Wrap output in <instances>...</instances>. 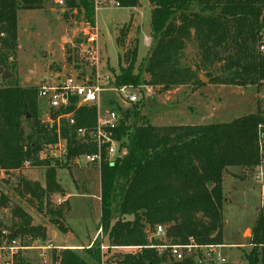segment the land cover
I'll list each match as a JSON object with an SVG mask.
<instances>
[{
  "label": "trees",
  "instance_id": "16d2710c",
  "mask_svg": "<svg viewBox=\"0 0 264 264\" xmlns=\"http://www.w3.org/2000/svg\"><path fill=\"white\" fill-rule=\"evenodd\" d=\"M114 1L119 7L131 9L139 2ZM148 1L152 5L151 48L135 73L138 47L126 50V66H120V73L114 76L116 86L143 82L167 91L182 85H201L196 71L181 65L190 39L197 43L203 67L220 64V74L206 75L211 83L242 87L264 83V53L257 49L264 36V0ZM43 4L44 0H0V68L8 67L17 49V12L42 9ZM65 6L93 25L94 0H66ZM2 81L5 84L0 86V167L6 171L20 170L27 160L31 166H45L43 185L20 175L15 190L20 198L35 203L38 210L44 208L50 222L66 232L63 220L69 211L68 202L55 206L50 203L52 194L65 195L56 180V170L72 166L75 155L96 151L93 143L75 135V129H91L95 125L96 109L81 106L74 110V125L62 128V135L68 140L66 160L51 163L48 158H38L41 146L54 142L56 133L54 126L40 119L42 108L36 87L21 86L11 78ZM139 103L121 111L122 119L114 132L126 148L125 154L98 167L100 228L106 251H101L102 241L96 239L80 252L60 250L57 264H101L108 253L109 259H117L116 264H193L192 257L199 249H193L191 257L174 261L166 253L158 255L148 247L158 243L151 239L156 226H164L170 243L221 244L223 175L229 167L253 170L264 164V108L260 105L255 113L229 122L155 126L140 117ZM9 199V193L1 194L0 206L6 207ZM11 217V226L19 233L46 238L44 227L33 225L31 215L21 206L12 208ZM249 243L250 250L244 254L246 263L264 264V202L251 227ZM120 247L134 251H121Z\"/></svg>",
  "mask_w": 264,
  "mask_h": 264
},
{
  "label": "rangeland",
  "instance_id": "374dc122",
  "mask_svg": "<svg viewBox=\"0 0 264 264\" xmlns=\"http://www.w3.org/2000/svg\"><path fill=\"white\" fill-rule=\"evenodd\" d=\"M111 1L114 0H97L92 26L78 18L75 10L69 11L65 6L66 0H63L62 5L55 3L54 0H44L43 8L37 10L20 9L17 12V49L10 57L8 67H5L10 73L9 78L24 87H38L43 82L52 83L63 75L80 76L84 80L88 79L89 82L98 74H110L114 77L120 73V66H126L124 60L126 50H131L137 45V60L133 68L135 73L138 64L148 55L151 48L152 5L148 0H139L138 5L131 9L115 6ZM92 32H96L97 36L93 43H89L86 37ZM181 65L194 69L202 84L182 85L167 91L148 86L143 82L136 86L132 85V91L140 101L138 105L140 117L152 125L223 123L242 115L255 113L258 105L264 108V83L260 86L245 87L211 83L206 75L220 74V64L203 67L200 64L199 49L194 39L186 42ZM144 77L148 76L144 75ZM2 78L0 72V86L5 84ZM116 96L118 97V94L113 91L102 93L101 106L118 104ZM133 104L120 103L129 110ZM45 112L43 106L40 115L42 122L45 120ZM261 146L264 155V141L261 142ZM261 171L262 176L257 178L260 166L253 170L240 167L228 168L222 182L225 197L222 210L224 222L222 243L218 244L212 256L206 255L205 250L195 253L192 257L193 264H247L244 254L250 250L251 227L264 202L261 190L264 185V168ZM44 172L43 165H29L18 171L8 170L5 178L0 179L2 181L0 194L10 195L7 206H3L4 225L12 227L14 221L11 211L15 205H18L31 215L33 225H42L44 230L47 229L46 236L57 246L69 247L68 249L80 252L92 244L88 245L94 235V241L99 239L106 246L100 228L98 166L72 164L70 167H58L56 170V180L62 181L64 186L66 181H70L68 186L74 191L73 193L89 194V197L71 196V216L67 219L65 218L67 214L64 213L63 223L67 225L69 222L68 225L70 224L75 230L74 237L67 231L61 232L50 222L44 208L38 210L35 203L28 198H20L15 190V183L20 175L43 185ZM57 196L64 195L54 193L50 196V203L54 206L59 204L56 202ZM52 231L55 234L51 235ZM21 235L25 234L21 233ZM165 238L170 242L167 237ZM104 251L106 249H103ZM121 251H134V248ZM185 254L189 257L191 251L186 250ZM107 255L110 256L109 253L106 254L101 264L117 263V259L113 257L109 259Z\"/></svg>",
  "mask_w": 264,
  "mask_h": 264
},
{
  "label": "built area",
  "instance_id": "2783aa9c",
  "mask_svg": "<svg viewBox=\"0 0 264 264\" xmlns=\"http://www.w3.org/2000/svg\"><path fill=\"white\" fill-rule=\"evenodd\" d=\"M54 2L59 5L63 4V0H54ZM111 3L118 6L115 1H111ZM94 5V8H96L97 0H94ZM262 11H264V6ZM90 28L93 29V27ZM96 32L89 33L86 41L93 43L97 36ZM257 49L259 52L264 53V36L261 38ZM36 89L40 106L41 108L45 106L46 109L44 123L50 127L54 126L56 133L54 142L41 146L38 153L39 159L48 158L52 162H65L68 152V140L66 136L62 135V128L74 125V110L81 106L95 107L96 123L91 129L83 127L75 129V135L77 139L86 143H93L96 151L75 155L72 159L73 165L94 164L99 167L102 162L112 163L125 154L126 148L121 146V141L115 138L114 132L122 119L121 111L125 110V107L121 106L120 103L129 105L139 101L132 91V85L116 86L114 77L110 74H98L91 82L88 79H82L80 76L63 75L58 79L56 78V81L52 83H41ZM106 91H113L118 94V97L116 96L118 104L101 106V95ZM70 106H73L72 110L65 112L64 110ZM29 165L28 160L23 162V167ZM6 172L5 169L0 167V179L5 178ZM260 176H262L261 172L256 177L260 178ZM261 190L264 195V185ZM62 198V196H57L56 202L62 203L65 201ZM2 211H4V208L0 206V264H57L59 251L65 247L57 246L47 236L45 239H41L21 235L16 228L5 226ZM165 237L163 226L157 225L151 239L157 240L158 243H150L148 247L154 248L158 255L166 253L174 261H180L188 256L185 254L186 250L191 251L192 255L193 249L205 250L206 255L212 256L214 250L219 246L215 244L198 246L193 243L192 239L190 243L193 244L189 245L170 243L167 242ZM100 249L103 251V249H107V246L101 243ZM25 257L27 258L25 259Z\"/></svg>",
  "mask_w": 264,
  "mask_h": 264
},
{
  "label": "crops",
  "instance_id": "0c3cea01",
  "mask_svg": "<svg viewBox=\"0 0 264 264\" xmlns=\"http://www.w3.org/2000/svg\"><path fill=\"white\" fill-rule=\"evenodd\" d=\"M263 165H261L260 166V172L262 173V171L261 170H263ZM259 172V173H260ZM258 173V174H259ZM263 174V173H262ZM61 185H62V187H63V189H65V195L63 196V198L68 202V204H69V213H67V216L65 217V218H67L68 219V217H70L71 216V212H72V206H71V204H70V198H71V196H73V195H76V196H87V197H89V194H86V193H73L74 191L72 190V189H70V187L68 186L69 184H70V181H66V186H64L63 185V183H62V181H58ZM69 223V222H68ZM68 223H67V225H65L67 228H68V230H67V233H70V235H72L73 237H74V235H75V230L70 226V224L68 225ZM45 230H46V234H47V229L45 228ZM55 234V232L54 231H52L51 232V235L52 234ZM65 233V232H64ZM48 235V234H47ZM48 237V236H47ZM94 239H95V235L91 238V241L88 243V245L90 244V243H92V241H94ZM79 243H81V242H79ZM82 244V243H81ZM64 247V246H63ZM80 247V246H79ZM88 247V246H87ZM69 248V247H68ZM73 248V247H72ZM116 249H118V248H116ZM120 250H123V249H130L129 247H120L119 248ZM263 258H264V248H263Z\"/></svg>",
  "mask_w": 264,
  "mask_h": 264
},
{
  "label": "water",
  "instance_id": "95a60500",
  "mask_svg": "<svg viewBox=\"0 0 264 264\" xmlns=\"http://www.w3.org/2000/svg\"><path fill=\"white\" fill-rule=\"evenodd\" d=\"M0 72L2 73V77H3L4 79L9 78L10 73L6 70V68H5L4 66L0 68ZM202 79H203V78H202Z\"/></svg>",
  "mask_w": 264,
  "mask_h": 264
}]
</instances>
